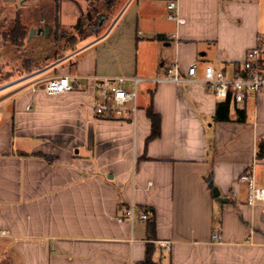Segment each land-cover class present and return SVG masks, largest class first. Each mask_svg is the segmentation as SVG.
Here are the masks:
<instances>
[{"label":"crops","instance_id":"crops-1","mask_svg":"<svg viewBox=\"0 0 264 264\" xmlns=\"http://www.w3.org/2000/svg\"><path fill=\"white\" fill-rule=\"evenodd\" d=\"M99 1L102 25H86L80 37L74 26L87 1L54 0L44 19L50 35H35L25 54L31 67L12 75L6 66L0 264H135L148 243L157 264H264V201L251 208L239 179L250 173L264 189V157L256 158L264 95H246L229 109L230 121L216 122L222 98L210 88L161 80L173 67L184 75L191 63L198 79L206 65L231 76L264 41V0H175L181 22L167 17L173 0ZM56 76L77 87L33 91ZM117 76L127 78L126 90L139 78L133 121L94 112L97 80ZM149 106L160 134L147 140ZM236 109L245 110L244 123ZM209 180L227 202L212 197ZM131 203L145 221L117 220Z\"/></svg>","mask_w":264,"mask_h":264},{"label":"built area","instance_id":"built-area-1","mask_svg":"<svg viewBox=\"0 0 264 264\" xmlns=\"http://www.w3.org/2000/svg\"><path fill=\"white\" fill-rule=\"evenodd\" d=\"M169 19L181 22L182 19L177 16V3L175 0L167 4ZM132 89L126 90L124 83L127 78L123 76L106 77L97 80V98L95 101L94 112L97 116L128 118L131 121L135 119L137 111V84L139 78H130ZM174 83H194L201 82L206 85L218 98L229 96V109L233 111L235 106L244 102V97L250 94L264 95V44L258 39L257 45L246 52L241 65L236 68L231 76H226L224 71L217 70L211 65H206L201 79L197 77V65L191 63L184 75H180L177 68H169L165 76L161 79ZM77 87L76 82H71L67 76H56L49 78L39 87H34L43 91L45 94H63L70 92ZM241 181L248 185V205L253 208L258 202L264 201V189L256 187L253 176L250 173H243ZM145 221L147 215L141 213L137 215L133 203L122 211L118 221H127L133 224L134 220ZM216 239L221 237L215 234ZM160 246L169 248V242L159 241Z\"/></svg>","mask_w":264,"mask_h":264},{"label":"rangeland","instance_id":"rangeland-1","mask_svg":"<svg viewBox=\"0 0 264 264\" xmlns=\"http://www.w3.org/2000/svg\"><path fill=\"white\" fill-rule=\"evenodd\" d=\"M53 3H54V0H31L29 3L26 4L27 7L22 9L23 19L20 22L21 26L26 27V35L22 43L17 46L11 45L12 41H10L11 40L10 36H6V37L3 36L4 34H8V33L10 34V31L12 30L13 25L8 24V21L7 22L0 21V54H3V55H0V83L2 82V80H4L7 77V76L5 77L6 66L8 69L13 71L12 75H16L18 70H20V67H23L25 65L24 64L25 62H28L30 65V59L26 57L25 54H28V55L31 54V50L35 48L36 42H34L33 40L34 36L30 40H27L28 30L30 29V27L36 26L37 20L34 17L37 16L39 9L41 8L44 14L47 15V12L51 10ZM87 3L91 4L90 12H91L92 17L89 18L90 19L89 21H90V24L93 25L96 23V14L93 13L94 10L100 11L101 9L100 7L104 3L102 1L100 2L99 0H87ZM9 8L11 10L12 7H9ZM86 22L87 21H85V17H82V21L80 23V26L78 28V33H77V35L79 34L80 37L84 36V34L87 33L86 27H85ZM263 29H264V24H263ZM66 33H69V32L66 31ZM72 39H73V36H72ZM72 39L70 41H72ZM263 44H264V41H263ZM56 49H59V48L56 47ZM10 51L13 52L12 56L6 57V55H4V52H10ZM137 105H138V102H137ZM3 107L0 106V109ZM137 108L139 107L137 106ZM2 118L3 117L1 115L0 120Z\"/></svg>","mask_w":264,"mask_h":264},{"label":"trees","instance_id":"trees-1","mask_svg":"<svg viewBox=\"0 0 264 264\" xmlns=\"http://www.w3.org/2000/svg\"><path fill=\"white\" fill-rule=\"evenodd\" d=\"M87 1V0H85ZM57 2V0H56ZM57 5L55 8V22L57 24ZM91 4L88 3V9L84 15L85 17V21L86 25H88L89 28H92L94 25L97 24V22L100 20V18L102 19V14L100 11L94 10V14H96V23L95 24H90V19L92 17L91 15ZM82 21V18H79L75 24V28L78 29L80 26V23ZM26 35V27L21 26L20 23L17 24L15 30H13L10 33V41L11 45L13 46H17L19 44L22 43L24 37ZM6 37V35L4 36ZM158 39H161V36H156ZM24 67L26 68H30V65L28 62L24 63ZM146 114L148 116V118L151 121V131H150V135L148 136L147 140L150 139H154L156 137L159 136L160 134V118L159 115L154 113L153 109L151 106L148 107ZM235 121L238 123H244L245 122V118H246V113L244 109H236L235 110ZM230 113H229V96H227L224 99H221L217 104H216V109H215V114H214V121L216 122H228L230 121ZM257 151H256V158L257 159H261L264 157V138H261L258 140L257 143ZM148 236H151V232H153V227H154V223L152 219H148ZM152 254H153V245L152 244H146V248H145V257L144 260L139 262V263H135V264H157L153 259H152Z\"/></svg>","mask_w":264,"mask_h":264},{"label":"flooded vegetation","instance_id":"flooded-vegetation-1","mask_svg":"<svg viewBox=\"0 0 264 264\" xmlns=\"http://www.w3.org/2000/svg\"><path fill=\"white\" fill-rule=\"evenodd\" d=\"M31 0H0V21H8V24L13 25L12 30L10 33L15 30L18 23H20L23 19V8H26V4L29 3ZM9 7H12L11 10ZM38 21H40L43 26L46 24L45 14L43 10L40 8L37 16H35ZM42 26V27H43ZM12 27V26H11ZM10 36V34H4L3 36Z\"/></svg>","mask_w":264,"mask_h":264},{"label":"water","instance_id":"water-1","mask_svg":"<svg viewBox=\"0 0 264 264\" xmlns=\"http://www.w3.org/2000/svg\"><path fill=\"white\" fill-rule=\"evenodd\" d=\"M102 19L100 18V20L97 22L96 25L93 26V29H97L99 28L101 25H102ZM52 29L47 25L45 24L43 27H39L38 29H33V28H30L28 30V33H27V40H30L33 36L35 35H44V36H48L50 35ZM208 187L210 188V191H211V195L212 197L217 201V202H220V203H224V202H227V198H223L221 195H220V192L219 190L214 187L212 185V182L209 180L208 182Z\"/></svg>","mask_w":264,"mask_h":264}]
</instances>
